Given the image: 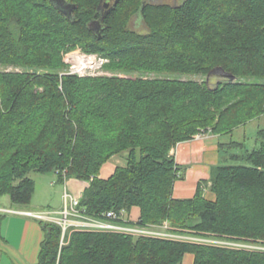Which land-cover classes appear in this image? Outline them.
<instances>
[{"label": "trees", "instance_id": "trees-1", "mask_svg": "<svg viewBox=\"0 0 264 264\" xmlns=\"http://www.w3.org/2000/svg\"><path fill=\"white\" fill-rule=\"evenodd\" d=\"M66 1L76 5L71 17L52 0H0V68H22L0 69V196L27 206L35 192L30 172L55 171L60 181L87 182L80 206L90 216L126 210L130 223L169 221L264 243V128L255 148L231 141L244 152L213 165L189 198L174 197L188 166L172 153L198 133L232 134L264 115V0H118L103 11V0ZM102 15L100 35L90 24ZM132 15L149 31L130 29ZM77 46L108 57L106 66L120 73L208 75L217 67L235 79L79 77L64 62ZM119 154L125 164L101 177ZM134 207L137 221L129 217ZM41 223L36 264H182L186 253L195 264H264V251L115 231L75 229L62 245L61 226Z\"/></svg>", "mask_w": 264, "mask_h": 264}, {"label": "crops", "instance_id": "crops-1", "mask_svg": "<svg viewBox=\"0 0 264 264\" xmlns=\"http://www.w3.org/2000/svg\"><path fill=\"white\" fill-rule=\"evenodd\" d=\"M261 118L264 119V115L259 117V119ZM241 127L243 126L236 128L232 134L223 135L203 131L191 140L180 142L172 150L177 163L188 166L184 178L175 183L174 197L189 198L194 196L198 183L210 179L212 166L229 159L233 153H236L233 150H227V148H229L228 144L232 141L231 139L242 142L234 140L235 131ZM259 128H264V125ZM245 137L246 134H243L240 138L245 140ZM118 162L112 160L107 163L108 168L102 170V172H106V175L101 172L100 176L104 178L110 176L117 165L125 164V159L123 163ZM205 195L212 200L216 198L209 186L205 189ZM2 208L5 207H0V212ZM6 208H9L8 210L16 216L7 217L0 213V264H36L39 260L44 229L40 220L27 212L43 209L13 206ZM129 217L132 221H137L140 217L139 208H132ZM182 264H195L194 255L186 253Z\"/></svg>", "mask_w": 264, "mask_h": 264}, {"label": "built area", "instance_id": "built-area-1", "mask_svg": "<svg viewBox=\"0 0 264 264\" xmlns=\"http://www.w3.org/2000/svg\"><path fill=\"white\" fill-rule=\"evenodd\" d=\"M109 61L108 57L99 53L86 52L81 49L71 50L65 57L67 73L80 77L100 74ZM63 197L65 205L60 212L46 211L34 214L37 218L53 221L61 226L62 245L65 243V238L67 234H69V231L75 229L115 231L131 234L133 236H153L199 244L209 243L218 247L230 249H243L234 244L237 245L238 242H248L231 237H220L209 232L198 233L199 235H196L194 231L191 230H179L169 221H164L159 225H142L137 222L130 223L127 219L126 210H121L120 212L110 210L105 214V218L94 217L86 214L84 209L81 208L80 203L82 196L76 197L65 190ZM27 214L31 215V212H27ZM204 234H208L210 237L207 238ZM211 240L220 241L210 242Z\"/></svg>", "mask_w": 264, "mask_h": 264}, {"label": "rangeland", "instance_id": "rangeland-1", "mask_svg": "<svg viewBox=\"0 0 264 264\" xmlns=\"http://www.w3.org/2000/svg\"><path fill=\"white\" fill-rule=\"evenodd\" d=\"M150 2H155V3H169L170 5H175L178 3H182L184 0H148ZM128 27L132 30L138 31L139 33H145L149 31V27L148 25L145 23V21L143 20V18L140 15H132L129 19H128ZM76 49H82V47L77 46L76 48L72 49V50H76ZM71 51V50H70ZM68 51V52H70ZM84 51V50H83ZM66 52L64 54V62H65V57L67 55ZM66 63V62H65ZM110 63V62H109ZM108 63V64H109ZM107 64V65H108ZM67 66V65H66ZM1 70H12V69H16V70H21V67H11V66H4L0 68ZM67 68H65L66 70ZM24 70V68H23ZM115 74H119V75H127V76H144V77H180V78H194V79H198L200 81L205 80V79H214L216 77H222L225 73L223 72L222 69L220 68H213L211 74L205 75V74H198V75H194V74H182V73H175V72H151V71H145V70H135V71H130V72H122L120 73V71H112L110 70L107 66H105V68L101 71L100 74L97 75H91L93 77H99V76H112ZM211 75V77H209ZM80 77V76H79ZM253 79H258V78H253ZM264 125V119H259L256 118L254 120H251L250 122H248L245 126L242 125L243 127H241L240 129L236 130L234 133V140H239L242 141L243 143H245L246 148L248 147L249 149L255 148L259 145L258 143V138H257V130L259 129L260 126ZM239 128V127H238ZM200 134V133H198ZM243 134H246L245 140L242 137ZM233 141V139H231ZM230 142V141H229ZM233 150L236 153H240V152H244V150H242L239 147H229L227 148V150ZM241 150V151H240ZM124 156L122 154L119 155H114L107 163H109L110 161H114V162H118V163H123L124 162ZM104 164V166L102 167V170L105 168H108V164ZM66 170V169H65ZM101 170V172H102ZM67 171H64V173H66ZM106 175V172H102ZM30 176L35 180V192L33 194V198H32V202L31 204L27 205V206H22V205H15L12 203L9 195H3L0 196V207H5L2 208L0 213L5 214L7 217H12V216H16V214L10 212L6 207H20V208H35V209H43V210H38L36 212H31V215L34 214H38L40 212H46V211H56V212H60L65 205V201H64V192L65 190H67L68 192L72 193L73 195H75L76 197L82 196L85 185L87 182L82 181L78 178H74V177H67L64 178V181H60L59 176L57 175V173L55 171H51V172H46V173H40V172H35L32 171L30 172ZM41 221L44 222H53V221H49V220H43L38 218ZM55 223V222H54ZM187 230H191V228H188ZM193 231V230H191ZM72 232L69 231V234ZM194 234L199 235L198 233ZM205 237H210V235L208 234H204ZM215 241H220V240H211L210 242H215ZM199 244V243H198ZM204 245L207 246H214V247H218L216 245H212L209 243H203ZM235 246H239L241 248H243L244 250H252V251H264V243H253V242H241V243H237L234 244ZM249 247V248H248ZM223 248V247H221Z\"/></svg>", "mask_w": 264, "mask_h": 264}, {"label": "water", "instance_id": "water-1", "mask_svg": "<svg viewBox=\"0 0 264 264\" xmlns=\"http://www.w3.org/2000/svg\"><path fill=\"white\" fill-rule=\"evenodd\" d=\"M55 2L56 6L64 13L66 16L71 17L73 13V8L76 6L75 4L68 3L66 0H52ZM118 0L114 3V6L117 4ZM105 15H102L99 19H95L90 24V29L99 33L101 35V26L103 24ZM223 76L235 79V76L229 73H225Z\"/></svg>", "mask_w": 264, "mask_h": 264}, {"label": "flooded vegetation", "instance_id": "flooded-vegetation-1", "mask_svg": "<svg viewBox=\"0 0 264 264\" xmlns=\"http://www.w3.org/2000/svg\"><path fill=\"white\" fill-rule=\"evenodd\" d=\"M115 2H116V0H103L102 11L104 10L103 8L110 7V6L113 5Z\"/></svg>", "mask_w": 264, "mask_h": 264}]
</instances>
